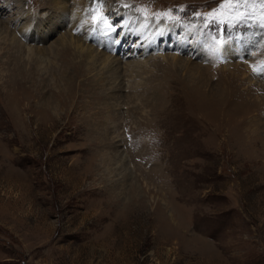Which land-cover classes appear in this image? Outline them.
<instances>
[{
    "label": "rangeland",
    "instance_id": "1",
    "mask_svg": "<svg viewBox=\"0 0 264 264\" xmlns=\"http://www.w3.org/2000/svg\"><path fill=\"white\" fill-rule=\"evenodd\" d=\"M11 1L3 19L20 6L26 18L8 32L41 38L23 27L44 18L46 0ZM89 1L90 36L106 30L125 63H160L142 64L135 89L126 82L120 100L104 101L93 82L102 71L72 76L66 92L43 70L50 61L49 70L63 71L48 56L31 87L17 85L13 62H5L17 53L0 39V264H264V3ZM122 23L168 36L143 57L136 53L145 39L127 43ZM69 27L25 50L54 45ZM184 32V59L192 41L202 48L192 62L204 87L167 93L154 76L173 72L162 56L175 54ZM30 56H21L27 69ZM131 91L145 95L127 99ZM153 94L160 99L148 104Z\"/></svg>",
    "mask_w": 264,
    "mask_h": 264
},
{
    "label": "bare ground",
    "instance_id": "2",
    "mask_svg": "<svg viewBox=\"0 0 264 264\" xmlns=\"http://www.w3.org/2000/svg\"><path fill=\"white\" fill-rule=\"evenodd\" d=\"M10 1L11 0H4L2 3H0V39L5 40L7 38L8 42H10L9 45L11 46L12 49H14L15 53H17V54H11L8 57H6L5 62H7V61L13 62L14 72L15 73L18 72V76L20 78V79H18V83H17V85H19V86L20 85L25 86V85L31 83L30 80H31L32 75L34 73L33 70H37V67H41L43 65V63H46L45 61H42L41 59H43L42 57L48 56L49 59L51 58L52 60H54L56 62L59 61L60 65H61L60 68H63V71L59 70V72L57 71V73H55L56 70H55V72H53L52 70H49L50 67L48 66V62H49V64H51L50 61H48L46 64H44L43 70H45V73H47V75L51 74L53 79L55 78L56 80H58L57 82H61L64 90H65V87H67L68 82H70V80L73 79L72 76H75L78 74H81V76H82V73H84L83 75L88 76L90 73L95 72L98 69L99 72L97 71V73L100 74V72L102 71V74H100L99 78H97L95 81H93L94 84L97 85L96 90L98 89L99 84H100V87L102 85L104 88V91L106 92V95L104 96V98L102 97L104 99V101L105 100L117 101V100H120L122 98L121 92L124 91V88H125L124 85L126 84V82L130 83L131 89L136 88V87L132 88L133 84H131V82H132V80H134V79L138 78L139 76H141L142 74H144L143 73L144 72V66H143L144 64L146 66H148V64H150V62H152V66L155 67V66H158L160 63L159 60L153 59V58H151L150 61H148V62L142 61V63L141 62L125 63V61L127 59H124V56H126L127 54L126 55L121 54V56L117 55V52H119V49H121V48H117V46L114 44L115 40L113 39L112 35H111V37H103V34L106 30L104 31L101 28H98V29H100V32H98L99 34H94L93 36H90L89 32L91 30L87 31L88 30L87 29L88 28V26H87L88 22H86V21L88 20V17L90 16L91 6H88L89 4H87L88 2H86V0H74V2L70 5H68V0H46L45 6H48L50 8V10L45 13L44 18H42L41 21L40 20L38 21V19L34 18L30 22H28L27 24L24 23V25H26V26L23 27V30L25 32L32 30L31 33H35V35H37L38 37H41V38L35 39L33 36L27 38L28 36H26L25 34H21L19 39H16L15 38L16 35L12 36V33L8 32V28H10V27L13 28V30L10 32H13V34H14L15 33L14 29L20 23H22V21L24 20L25 14H23L21 12L22 10H21V8H20L21 6H20L17 9V14L15 13L16 16H14V18L11 19V17L10 18L8 17L7 21H6V19H3V17H5L6 14L9 12V8L11 5ZM90 1H92V4H93L94 1L93 0H90ZM100 7H101V3H97L94 6L93 10L95 11L96 9H99ZM110 11H113V10L107 8L106 12L109 13ZM99 14H101V13H99ZM127 16H128V14L126 15L125 21L129 22ZM68 22H70V23H68ZM69 24H70V27L68 28V30H69L68 33L63 35V37H61L60 39L57 38V40H55V42H54V45H50L49 47H46V48H37L36 47V48H33V50L32 49L25 50V46L29 45L30 43L37 44L38 42H44L45 39H42V38L48 39L47 38L48 36H52L53 34H56V32H59V30H63ZM136 24L131 23L129 26H127L126 24L120 25V26H122V28L120 30L122 32L124 30V33H123L124 35L121 38L127 40L126 41L127 43L134 40L136 37L140 38V41L145 39L142 46L138 47V50H141V52L136 53V54L141 53V56H143V57L146 56L145 54H147L149 51H151V49H152L151 46L153 44H155L156 40L159 37L163 36L165 38L168 36V34L166 32L164 33L163 31L156 32L157 33L156 35H154V33L149 34V32H146V31L144 32L142 30L143 27L136 26ZM160 26L162 27L163 25H160ZM124 28H126L127 31ZM89 29H91V28H89ZM148 31H149V27H148ZM182 31L183 30H181L180 32H182ZM171 33H170V35H171ZM84 34H85V36H84ZM195 36H196V34H195ZM153 37H154V39H153ZM189 40H190L189 34L184 32V34L182 35V40H181V38H180V40H177V41L174 40L177 44L175 54L174 55L168 54V55L162 56L163 57L162 60H165L166 63L169 64L173 68V69L171 68L173 72H171V71H170V73H166L165 71H163L162 73L160 72L161 74L158 73V75L156 74L154 76V81L158 82L159 86L161 87V90H165V91H167V93H173L177 89V86L180 84L184 87V89H186L188 85L194 86L197 84H201L204 87V83H205L204 79L205 78L203 79L202 68L198 65V63L192 62V60L198 59L199 53L202 52V48H200V46H199L200 45L199 41H192L190 44L192 47L189 50V55H190V57H194L193 59H191V61H190V57H189V59H184L182 57V54L184 52H187V48H188L187 44H189ZM93 42H94V44L96 43L97 46L99 45V47H101L100 51H98L99 49H97V48H96V50L91 48L90 44ZM205 44H206V42H205ZM9 45H7V47ZM107 50L111 51L110 55L106 54ZM192 50H193V53H192ZM242 52H243V50H242ZM24 54L28 55L29 57H31L30 54L35 56L33 59L31 58L32 61L34 62L33 67H30L27 69V65L24 63L23 58L21 59V56H24ZM11 57H13V58H11ZM68 59L70 61L69 63H68ZM54 61H52V62H54ZM57 65H58V63H57ZM123 65H124V67H123ZM201 66H203V65H201ZM179 71H181L185 74L184 78H182V79H178L176 77L174 78L175 75H173V73L174 72L178 73ZM10 72L12 74H14L13 70H11V69L7 72V74H9ZM36 72H38V71H36ZM14 75H16V74H14ZM86 78H89V76ZM137 80H139V78ZM92 83H91V85H93ZM42 85H43V82H42ZM201 85H200V87H201ZM163 86H164V89H163ZM207 86H205V87L207 88ZM29 87H31L30 84H29L28 88ZM53 88H54V86H53ZM61 89H62V87H61ZM219 89H220V87L219 86L217 87L215 85L214 87L212 86V88H210L209 91L211 92V90H213L212 91L213 95L216 96V95H218ZM56 91H57V89H56ZM57 93H60V92H57ZM82 93H80V94L82 95ZM62 94H63V92H62ZM87 95H88V92H87ZM89 95H91V94H89ZM144 95L145 94H142V96H144ZM130 96H132V97H130ZM142 96L137 95L135 91H133V92L131 91L130 95L126 96V98L131 99V98L135 97L136 99H138ZM41 97H42V95H41ZM150 98L152 100H150ZM64 99H66V98H64ZM158 99H160V97L157 95L155 96L153 94V95L147 97L146 102L148 104H151V103H155L154 100H158ZM108 118L109 117L107 116V119ZM121 160H123V159H121Z\"/></svg>",
    "mask_w": 264,
    "mask_h": 264
},
{
    "label": "snow or ice",
    "instance_id": "3",
    "mask_svg": "<svg viewBox=\"0 0 264 264\" xmlns=\"http://www.w3.org/2000/svg\"><path fill=\"white\" fill-rule=\"evenodd\" d=\"M261 3H264V0H261Z\"/></svg>",
    "mask_w": 264,
    "mask_h": 264
}]
</instances>
